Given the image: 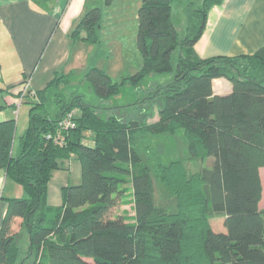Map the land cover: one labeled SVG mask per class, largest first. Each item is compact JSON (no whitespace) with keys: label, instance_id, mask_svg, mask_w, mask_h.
Segmentation results:
<instances>
[{"label":"trees","instance_id":"16d2710c","mask_svg":"<svg viewBox=\"0 0 264 264\" xmlns=\"http://www.w3.org/2000/svg\"><path fill=\"white\" fill-rule=\"evenodd\" d=\"M222 1H191L186 32L179 37L172 0H141L139 69L119 81L97 66L85 72L102 100L125 84L138 88L148 74L171 73L170 81L145 97L148 103L159 100L157 120L100 117L83 94L63 91L69 76L59 73L29 96L28 124L16 154L15 119L0 122V168L24 190L21 197L7 198L0 264H264V46L252 54L206 58L193 49L208 10ZM100 14L98 7L86 11L70 38L98 42ZM216 77L231 82L229 93L214 94ZM75 109V125L62 127L59 122ZM178 128L187 140V159L211 156L212 161L195 172L183 159L155 163L156 178L176 197V210L168 211L154 202L151 167L136 144L148 134H173ZM71 155L80 163V182L62 187V204L54 210L46 204L48 182ZM127 177L131 222L112 216ZM212 214L224 215V232L213 230ZM17 218L27 234L23 252L12 229Z\"/></svg>","mask_w":264,"mask_h":264},{"label":"crops","instance_id":"0c3cea01","mask_svg":"<svg viewBox=\"0 0 264 264\" xmlns=\"http://www.w3.org/2000/svg\"><path fill=\"white\" fill-rule=\"evenodd\" d=\"M97 1L0 0V122L7 119H15V123L17 122L12 144L13 154L19 151V136L27 127L31 106L29 102L33 100L25 96L17 104L20 87L29 81L30 88L41 90L59 73L68 74L69 80L74 74L84 76L91 65H88V54L83 53V50L93 52L97 43L73 40L70 32ZM196 1L200 3V0ZM113 2L114 0L110 3V8ZM140 2L141 0L139 4ZM263 46L264 0H223L208 10L204 29L193 49L199 57L206 58L252 54ZM162 77L164 76L153 75L150 78L151 86L165 83ZM212 89L214 94H227L231 91L232 84L224 77H216L212 80ZM23 103L28 105L23 106ZM154 116L150 122L158 119L157 114ZM17 125L21 126L19 132ZM86 142L92 143L90 140ZM211 161L209 158V164ZM60 165V168L52 172L48 182L46 204L50 207L62 204L61 189L70 184L64 182L65 177L61 173L70 171L73 165L79 167L81 172L80 163L74 162L72 155L61 160ZM261 171L264 175V167L260 168L263 183ZM55 177L60 181L54 184L52 180ZM76 178L80 179V173ZM53 186L59 192L53 190ZM23 195L22 186L0 168V227L7 209V198ZM263 198L262 196L261 199Z\"/></svg>","mask_w":264,"mask_h":264},{"label":"rangeland","instance_id":"374dc122","mask_svg":"<svg viewBox=\"0 0 264 264\" xmlns=\"http://www.w3.org/2000/svg\"><path fill=\"white\" fill-rule=\"evenodd\" d=\"M92 1V0H89ZM194 1L195 5H199L196 0H172L171 19L177 30L178 36L183 37L187 26V5ZM139 0H114L112 8L110 2L107 0H98L93 4L92 8L98 7L100 9V20L96 28L98 42L96 48L92 51L83 50V53L88 54V65L97 66L105 69L107 74L116 81H119L123 75H130L137 71L141 64L140 54L136 44L137 33V8ZM176 52L173 54L172 61L175 63ZM90 60V61H89ZM88 69V68H87ZM153 75L164 76L162 80L170 81L171 73H157L146 75L138 88L125 84L121 87L120 92L111 95L107 100L100 99L89 83L80 74H74L63 88L64 92L73 91L83 94L85 99L96 106V113L100 117H107L115 115L122 120L137 119L139 121L150 122L158 113L159 100L155 103H148L145 97L148 92L153 91L157 86H151L150 81ZM23 106L28 105L26 103ZM21 108V112L23 110ZM110 106V107H108ZM158 115V114H157ZM17 123V122H16ZM21 126L17 125L19 132ZM16 131V130H15ZM14 143V141H13ZM17 143H15L16 146ZM136 148L140 154L141 160L151 167V178L154 193V202L157 206L164 207L168 211L176 210V197L167 189L155 176L154 165L158 160L168 162L174 159H183L186 168L190 172L199 171L202 168L210 167L208 159H187L188 158V144L186 137L181 128L176 129L173 134H148L140 139ZM15 149V147H14ZM74 157V162L77 159ZM75 164V163H74ZM77 171V172H76ZM80 173L79 167H73L70 171H63L62 176L65 177L64 182L70 184H77L80 179L76 175ZM262 177H264L261 171ZM57 177L52 180L55 184L59 182ZM262 196L264 197V181H263ZM56 187V185H55ZM52 187L59 192L58 188ZM51 188V189H52ZM126 190L118 206L113 210L112 216L124 215L128 222L133 220V203L131 196V185L129 184V177L126 178L124 184ZM261 208H264V198L261 199ZM55 210L56 205L52 206ZM223 214H212L210 216V224L214 231L224 232ZM19 220L17 219L12 229L17 231L19 237V250H25L27 244L26 232L21 233L19 230Z\"/></svg>","mask_w":264,"mask_h":264},{"label":"built area","instance_id":"2783aa9c","mask_svg":"<svg viewBox=\"0 0 264 264\" xmlns=\"http://www.w3.org/2000/svg\"><path fill=\"white\" fill-rule=\"evenodd\" d=\"M35 95V90L30 88L29 81H26L22 84L20 87V90L18 91V98H17V104H20L25 96H31L33 97ZM77 110H72L70 113H68L60 122L59 124L62 127H73L75 124L73 122V117L76 116Z\"/></svg>","mask_w":264,"mask_h":264}]
</instances>
